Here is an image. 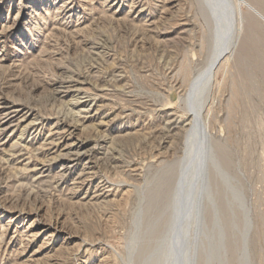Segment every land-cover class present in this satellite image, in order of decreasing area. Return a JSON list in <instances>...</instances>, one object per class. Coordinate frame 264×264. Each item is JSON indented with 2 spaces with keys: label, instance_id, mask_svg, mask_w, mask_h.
<instances>
[{
  "label": "rangeland",
  "instance_id": "rangeland-1",
  "mask_svg": "<svg viewBox=\"0 0 264 264\" xmlns=\"http://www.w3.org/2000/svg\"><path fill=\"white\" fill-rule=\"evenodd\" d=\"M199 1L0 0V264H166L185 97L213 46ZM245 3L206 119L212 177L233 184L211 190L192 264H264V0Z\"/></svg>",
  "mask_w": 264,
  "mask_h": 264
},
{
  "label": "bare ground",
  "instance_id": "bare-ground-1",
  "mask_svg": "<svg viewBox=\"0 0 264 264\" xmlns=\"http://www.w3.org/2000/svg\"><path fill=\"white\" fill-rule=\"evenodd\" d=\"M192 1V0H191ZM195 1V0H194ZM199 1V0H198ZM109 2V1H108ZM245 0H200L198 7L202 10L201 11V15L203 16L204 20L209 23V32L210 34L208 36H210V41L212 43V47H211V43L210 46L211 47V54L208 58V61L205 65V67L203 69H201V71H197L198 73L195 75V77L190 81L189 84V92L187 94L186 98V104L189 107V111L191 113V120L190 121V126L189 129L187 131V142L184 146V155L183 157L179 160V170L176 172L177 176H175L176 180L174 185H176L175 191L172 193L174 195V206H172V211L174 214L173 217V221H172V227H171V231H170V235L168 236L169 238V242L167 243V241L164 245H167V249H165V251L167 252V257H166V264H192V260L194 258V260L196 259V257L199 255L198 251V247H199V243L201 241H199V239H201L200 237L201 234L203 233V229H202V221L204 222V215L203 212H212L214 210H211L213 208H215L216 210L218 208L214 207L213 205V201L211 195H214L213 193H215V195L217 194V192H213L212 193V189L216 188V187H220L221 182H217V180L215 179V174L213 173L212 169L213 166L215 165V155L213 152V145H212V137L211 134L209 132V128H208V123L206 122V119H208V115H210V113L212 112L211 110V106L213 104V102L215 101L213 99L216 88L220 89L222 84L221 82L218 80V76L219 74H222L223 78L224 75L228 69V65L230 63V59L229 57L232 56L235 52V50L237 49V47L239 46L238 44L240 43V39L244 30V16H243V9L242 7L246 5V3L244 4ZM116 3V2H115ZM136 3V2H135ZM134 3V4H135ZM140 3V2H139ZM195 3V2H194ZM197 3V1H196ZM133 5V4H132ZM131 5V6H132ZM138 5V4H137ZM136 6V5H134ZM198 8V9H199ZM244 8V7H243ZM139 13V12H138ZM143 16V15H142ZM63 26V25H62ZM66 27V26H65ZM203 27V26H202ZM206 32V31H205ZM208 34V32H207ZM205 38H207V35H204ZM203 40V39H202ZM208 42V41H207ZM207 44V43H206ZM208 45V44H207ZM85 50V49H84ZM90 50V49H89ZM86 51V50H85ZM85 53V52H84ZM200 54V53H199ZM193 65V64H192ZM231 68V67H230ZM66 73V72H65ZM88 78V77H87ZM62 79V78H61ZM71 79V78H70ZM225 79V78H224ZM64 80V79H63ZM76 81V80H75ZM58 82V81H57ZM83 83V82H82ZM81 85V84H80ZM76 87V86H74ZM78 90L77 88H74V90ZM181 89V88H180ZM219 89L217 90L219 92ZM68 91V90H67ZM99 92V91H98ZM76 92H74L73 94H75ZM79 93V92H78ZM84 93V92H83ZM81 94V93H80ZM87 94V93H86ZM79 96V95H78ZM83 96V94H82ZM100 96V95H99ZM75 97V96H74ZM73 97V98H74ZM80 97V96H79ZM84 97V96H83ZM87 97V96H86ZM93 97V96H92ZM96 97V96H95ZM90 98V96H89ZM97 98V97H96ZM75 99V98H74ZM78 99V98H77ZM88 99V97H87ZM218 99V98H217ZM76 100V99H75ZM214 100V101H213ZM74 101V100H73ZM72 101V102H73ZM88 100H86L87 102ZM91 101V99H90ZM77 102V101H74ZM80 102V101H79ZM84 102V101H83ZM93 102V100H92ZM95 102V101H94ZM93 102V103H94ZM73 104V103H72ZM71 104V106H72ZM78 104V103H77ZM90 104V103H89ZM215 104V103H214ZM55 105V104H53ZM63 104L59 105L62 106ZM69 105V104H68ZM76 105V104H75ZM81 106V105H79ZM74 107V106H73ZM82 107H84L82 105ZM92 107V106H91ZM90 107V108H91ZM89 108V109H90ZM97 108V107H96ZM73 109V108H72ZM76 110V109H75ZM74 110V111H75ZM92 110V109H91ZM99 110H101L99 108ZM97 110V111H99ZM59 111V110H58ZM64 111V110H63ZM80 112V109H77V112ZM87 111V110H86ZM66 112V111H65ZM76 112V111H75ZM74 113L75 115L82 114V113H78L77 114ZM83 114L84 111L82 110ZM101 112V111H100ZM70 113V112H69ZM90 113V112H89ZM214 113V112H213ZM60 114V113H59ZM71 114V113H70ZM79 115L80 117L83 116ZM96 114V113H95ZM8 115V114H7ZM94 114H92L93 116ZM97 115V114H96ZM95 115V117H96ZM2 116V115H1ZM90 116V117H92ZM26 117V116H25ZM88 117V115H87ZM86 117V118H87ZM74 118V117H73ZM102 118V117H101ZM214 118V117H213ZM6 119V118H5ZM66 119V118H65ZM64 119V120H65ZM71 119V118H70ZM92 119V118H91ZM99 119V118H97ZM103 119V118H102ZM74 120V119H72ZM77 120V119H76ZM104 120V119H103ZM78 121V120H77ZM95 121V120H94ZM65 122V121H64ZM63 122V123H64ZM70 122V120L68 121ZM67 122V123H68ZM76 121H74L75 123ZM80 122V121H78ZM169 122V121H167ZM187 122V121H186ZM184 122V123H186ZM217 122V121H216ZM62 123V122H61ZM73 123L72 126H75ZM183 123V124H184ZM24 124V123H23ZM31 124V123H30ZM32 124H34V122H32ZM77 124V122H76ZM107 125V123H105ZM110 124V123H109ZM188 124V123H186ZM18 125V124H17ZM79 125V124H77ZM181 125V124H180ZM70 126V125H69ZM95 126V125H94ZM98 126V125H97ZM108 126V125H107ZM28 127V125L26 126ZM109 127V126H108ZM64 128V127H63ZM66 128V127H65ZM64 128V129H65ZM71 128V127H70ZM182 128V127H181ZM58 129V128H57ZM61 129V128H60ZM75 129V130H74ZM76 129H78L77 127H74L73 130L74 132L77 131ZM97 129V128H96ZM26 132V128L24 129ZM67 132V130H64ZM2 132V131H1ZM73 132V131H72ZM19 133V132H18ZM65 133V132H64ZM219 133V132H218ZM217 133V134H218ZM24 134V133H23ZM61 134V133H60ZM67 134V133H66ZM71 135V133H70ZM66 136V135H65ZM72 136V135H71ZM22 137V136H21ZM23 138V137H22ZM47 139V138H46ZM64 139V138H63ZM99 139V137L97 138ZM179 139V138H178ZM105 140V139H104ZM117 140V139H116ZM115 140V141H116ZM180 140V139H179ZM226 140V139H225ZM61 141V139H60ZM97 141V140H95ZM86 142V141H84ZM82 142V143H84ZM97 142H101V141H97ZM214 142V140H213ZM225 142V141H224ZM26 143V142H25ZM52 143V142H51ZM56 143V142H55ZM59 143V142H58ZM15 144V143H14ZM33 144V143H32ZM35 144V143H34ZM54 144V143H53ZM66 144V143H65ZM85 144V143H84ZM106 144V143H105ZM109 144V143H108ZM50 145V144H49ZM71 145V143H70ZM76 145L77 144H73ZM57 146V144H56ZM72 146V145H71ZM85 146V145H84ZM61 147V146H60ZM64 147V146H62ZM69 147H67L68 149ZM71 148V147H70ZM74 148V147H73ZM80 148V147H79ZM82 149V148H81ZM21 150V149H20ZM65 150V149H64ZM39 151V150H38ZM63 151V150H62ZM61 151V152H62ZM77 151V150H76ZM91 152V149L88 150ZM13 152V150H12ZM60 152V155L62 154ZM87 152V151H86ZM1 153V152H0ZM71 154V151L69 152ZM79 153L80 156V152H76V154ZM94 153V152H91ZM15 154V153H14ZM65 154V153H64ZM63 154V155H64ZM75 154V155H76ZM90 154V153H89ZM67 155V154H66ZM66 155L64 157H66ZM85 155H87L85 153ZM92 155V154H91ZM8 156V155H7ZM72 156V154H71ZM82 156V155H81ZM89 156V155H88ZM220 156V155H219ZM1 157V156H0ZM223 157V156H222ZM63 158V157H62ZM74 158V157H72ZM76 158V157H75ZM3 158H1L2 160ZM33 159V158H32ZM54 159V158H53ZM58 159V158H57ZM90 159V158H89ZM223 159V158H222ZM225 159V158H224ZM38 160V159H37ZM72 160V159H71ZM75 160V159H74ZM79 160V159H78ZM77 160V161H78ZM40 161V160H39ZM90 160H88L89 162ZM108 161V160H107ZM37 162V161H36ZM43 163V162H42ZM91 163V162H90ZM219 162H217L218 164ZM49 164V163H48ZM65 164V163H64ZM41 165V164H40ZM39 165V166H40ZM61 166V165H60ZM63 166V165H62ZM67 166V165H66ZM65 166V167H66ZM36 167V166H35ZM51 167V166H50ZM64 168V167H63ZM67 168V167H66ZM218 168V167H217ZM216 168V169H217ZM230 168V167H229ZM90 169V168H89ZM37 170V169H36ZM41 170V169H40ZM65 170V169H64ZM63 170V171H64ZM69 170V169H68ZM218 170V169H217ZM24 171V170H23ZM39 171V170H38ZM66 171V170H65ZM167 171V170H166ZM216 171V170H214ZM45 173V172H44ZM89 173V172H88ZM219 173V172H218ZM217 173V174H218ZM224 173L225 176V172H220V174ZM42 175V174H41ZM212 175H214L212 177ZM227 175V173H226ZM88 176V175H87ZM222 176V175H221ZM218 177V176H217ZM220 177V176H219ZM227 182L226 180H224V177H220V179L222 178L223 182H222V188L221 189H225L227 190L229 183L233 184L231 178H229L230 176H227ZM214 178V179H213ZM234 178V177H233ZM230 179V181H229ZM235 179V178H234ZM229 181V182H228ZM232 181V182H231ZM235 182V181H234ZM241 182V181H240ZM230 184V185H231ZM235 184V183H234ZM243 186V185H242ZM170 187V186H169ZM232 187V186H230ZM237 186L235 185L234 188H236ZM245 187V186H243ZM159 189V188H158ZM219 189V188H218ZM233 188H230V190H232ZM240 189L237 187V190ZM167 190V189H166ZM223 190V191H225ZM236 190V191H237ZM111 191V190H110ZM222 191V190H221ZM219 191V192H221ZM241 191V190H240ZM238 191V192H240ZM167 192V191H166ZM238 192H234L237 193ZM242 192V191H241ZM230 193L229 192H225V194ZM247 193V192H246ZM101 194V193H100ZM219 194V193H218ZM217 194V195H218ZM224 194V193H223ZM226 194V195H227ZM108 195V194H107ZM214 195V197H215ZM216 195V196H217ZM221 195V194H220ZM226 195H223L226 197ZM229 195V194H228ZM227 195V196H228ZM232 195V193H231ZM230 195V196H231ZM241 195V194H240ZM234 196V195H233ZM219 197V195H218ZM218 197H216L218 199ZM243 197V196H242ZM247 197V196H246ZM215 198L216 202L217 199ZM221 198V197H220ZM234 198V197H231ZM235 198H237L235 196ZM241 198V197H240ZM244 198V197H243ZM239 199V198H237ZM168 200V199H167ZM220 200V199H219ZM243 200V199H242ZM232 201V199H231ZM230 201V202H231ZM238 201V200H237ZM236 201V202H237ZM213 202V203H212ZM224 202V201H223ZM229 202V203H230ZM244 202V201H243ZM232 203V202H231ZM173 204V203H172ZM239 204V203H238ZM233 204L230 205L231 211L228 209V212H232V207ZM247 208V207H246ZM226 209V210H227ZM215 210V211H216ZM214 211V212H215ZM170 212V213H171ZM178 212H180L179 218L176 216L178 214ZM183 212V213H182ZM217 212V211H216ZM238 212V211H237ZM248 212V211H245ZM217 216V215H216ZM178 218V220L176 219ZM248 218V217H247ZM248 220V219H247ZM251 223V222H248ZM249 225V224H248ZM169 226V225H168ZM171 226V225H170ZM251 226V225H250ZM248 226V227H250ZM204 227V226H203ZM237 227V226H236ZM216 228V227H215ZM246 229H244V232ZM249 230V229H248ZM251 231V230H250ZM217 232V231H216ZM137 233V232H136ZM168 233V232H167ZM207 233V232H206ZM248 232H246L245 235H247ZM251 233V232H250ZM249 234V233H248ZM207 235V234H206ZM205 237V236H204ZM167 238V239H168ZM244 238H246L244 236ZM247 239V238H246ZM203 240V239H202ZM215 240V239H214ZM178 243L181 242V248L179 249V247L174 246V243ZM204 241V240H203ZM202 241V242H203ZM247 241V240H246ZM213 242V241H212ZM210 242V243H212ZM216 242V241H215ZM204 243V242H203ZM201 243V244H203ZM248 243V242H247ZM246 243V244H247ZM245 244V245H246ZM215 244H212V246ZM203 247V245H201ZM207 246V245H206ZM164 247V246H163ZM205 247V246H204ZM247 247V246H246ZM245 247V248H246ZM160 248V247H159ZM201 248V247H200ZM220 248V247H219ZM224 248V247H223ZM243 248V249H245ZM249 248V247H247ZM204 249V248H201ZM214 249V248H213ZM212 249V250H213ZM162 250V248H161ZM160 250V251H161ZM181 253V256L179 255V252ZM211 250V251H212ZM215 250V249H214ZM213 250V251H214ZM245 251V250H244ZM249 251V249H248ZM206 252V251H205ZM160 253V252H159ZM158 253V254H159ZM211 255L213 253V255H215L216 253L214 252H209ZM248 253V252H247ZM249 254V253H248ZM179 255V256H178ZM211 255V256H213ZM245 255V254H244ZM250 255V254H249ZM193 256V257H192ZM247 256V255H246ZM246 256L244 257V259L246 258ZM158 257V255H157ZM160 257V256H159ZM163 257V256H162ZM171 258V259H169ZM251 258V257H250ZM162 259V258H161ZM208 259V256H207ZM210 259V258H209ZM217 259V258H215ZM243 259V260H244ZM249 259V257H248ZM193 260V261H194ZM200 260V259H199ZM214 260V259H213ZM230 260V259H229ZM251 260V259H249ZM162 261V260H161ZM195 262V261H194ZM248 262V260H247ZM156 263V262H155ZM243 263V261H242ZM245 263V261H244ZM251 263V261L249 262V264ZM229 264V263H228ZM248 264V263H247ZM252 264V263H251Z\"/></svg>",
  "mask_w": 264,
  "mask_h": 264
},
{
  "label": "water",
  "instance_id": "water-1",
  "mask_svg": "<svg viewBox=\"0 0 264 264\" xmlns=\"http://www.w3.org/2000/svg\"><path fill=\"white\" fill-rule=\"evenodd\" d=\"M183 213V212H182ZM179 215H180V212H178V214L176 215L178 218H179ZM178 218H176L177 220H178ZM174 246H175V248L176 247H179V249L181 248V242H179V244L178 243H176V241H175V243H174ZM178 252H179V250H178ZM179 255L181 256V253L179 252ZM178 255V256H179ZM169 259H171V258H169ZM170 264H171V262H170Z\"/></svg>",
  "mask_w": 264,
  "mask_h": 264
}]
</instances>
